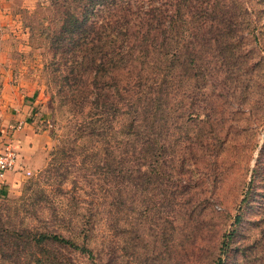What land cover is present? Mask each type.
Segmentation results:
<instances>
[{
  "label": "trees",
  "instance_id": "16d2710c",
  "mask_svg": "<svg viewBox=\"0 0 264 264\" xmlns=\"http://www.w3.org/2000/svg\"><path fill=\"white\" fill-rule=\"evenodd\" d=\"M54 2L63 15L52 38L62 71L85 70L87 57L91 74L59 79L70 87L68 130L54 164L29 183L34 200L14 212L0 208V264H104L118 249H138V217L152 224L145 233H160L154 227L168 217L160 179L174 169L175 142L184 143L174 130L194 113L181 104L173 114L174 75L202 74L201 50L234 48L247 27L223 0ZM77 164L79 191L66 198L55 184Z\"/></svg>",
  "mask_w": 264,
  "mask_h": 264
},
{
  "label": "rangeland",
  "instance_id": "374dc122",
  "mask_svg": "<svg viewBox=\"0 0 264 264\" xmlns=\"http://www.w3.org/2000/svg\"><path fill=\"white\" fill-rule=\"evenodd\" d=\"M223 1L236 4L232 9L247 24L244 42L223 50L204 47L202 74L193 70L182 80L174 75L173 114L181 104L194 113L174 130L184 143L175 142L174 169L168 180L160 179L167 221L152 236L144 232L152 224L138 217V249H118L104 264H264V0ZM62 20L54 0H0V136L13 137L3 123L6 112H18L12 105L18 100L31 107L27 120L37 134L22 155L21 178L0 191V208L10 212L34 200L29 183L54 164L52 151L68 130L70 87L59 79L91 74L87 57L85 70L62 71V51L52 39ZM77 165L55 184L66 198L79 191Z\"/></svg>",
  "mask_w": 264,
  "mask_h": 264
},
{
  "label": "crops",
  "instance_id": "0c3cea01",
  "mask_svg": "<svg viewBox=\"0 0 264 264\" xmlns=\"http://www.w3.org/2000/svg\"><path fill=\"white\" fill-rule=\"evenodd\" d=\"M12 105H14V110L18 112H14V113L6 112L8 114L6 117H8L9 120L3 123L5 125V128H3V131L4 129L7 130L8 128H12V126L17 124V122L20 120H24L25 124L23 128L15 131V137L19 144V152H20L17 166L15 169L8 170L4 173L3 176H0V191L1 190L5 191L6 188L12 187L14 184H16V181L21 178V173H22L21 170L23 169L22 162L24 161V159L22 160V155H24V150L31 149V146L29 145V143L32 139H35L37 135L34 129L35 128L34 125H32L27 120L28 113L32 112L31 107L25 104L24 100L22 101L18 100L17 102H12ZM12 117H15L14 124L10 123L12 121L11 120ZM8 142H9V139L5 138V136L2 134L0 136V151L4 149V147L6 146Z\"/></svg>",
  "mask_w": 264,
  "mask_h": 264
},
{
  "label": "built area",
  "instance_id": "2783aa9c",
  "mask_svg": "<svg viewBox=\"0 0 264 264\" xmlns=\"http://www.w3.org/2000/svg\"><path fill=\"white\" fill-rule=\"evenodd\" d=\"M25 124L24 120H20L12 126L13 137L9 140L3 150L0 151V176L8 170L16 168L19 159V144L14 135L15 131L23 128Z\"/></svg>",
  "mask_w": 264,
  "mask_h": 264
}]
</instances>
